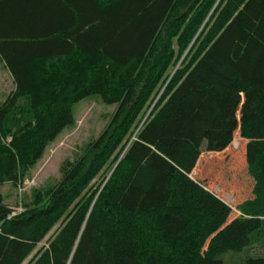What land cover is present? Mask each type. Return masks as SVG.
<instances>
[{"label":"trees","instance_id":"1","mask_svg":"<svg viewBox=\"0 0 264 264\" xmlns=\"http://www.w3.org/2000/svg\"><path fill=\"white\" fill-rule=\"evenodd\" d=\"M0 62L15 85L0 185L26 180L74 105L117 106L46 195L15 213L0 194V264L58 225L28 264H227L252 248L239 264H264V0H0ZM18 113L31 122L11 134Z\"/></svg>","mask_w":264,"mask_h":264},{"label":"rangeland","instance_id":"2","mask_svg":"<svg viewBox=\"0 0 264 264\" xmlns=\"http://www.w3.org/2000/svg\"><path fill=\"white\" fill-rule=\"evenodd\" d=\"M13 91H15L13 78L4 64L0 62V106ZM156 101L150 105L149 112L152 111ZM116 108V105H108L102 98L97 96L89 97L74 105V125L67 127L53 143L47 146L43 157L39 160L37 165L31 169L26 180L18 185H12L11 183L0 185V194L4 198L5 204L12 208L15 213H20L24 210L25 206L33 204L38 195H46V192L61 181V168L64 163L67 161H76L82 156L87 145L96 140L108 125ZM148 114L149 113H147L146 116H148ZM144 121L145 119L143 122ZM30 122L31 118L29 116L18 113L10 118L7 129L9 133L14 134ZM11 140L12 136H9L7 142L9 143ZM236 140L239 141V138ZM241 148L243 150L244 146L241 145ZM232 157H226V163H230V165L237 163L236 166H240L241 169L239 170L244 173L245 164L242 162V159L241 162H239L236 161L238 158ZM110 172L111 170L109 168L94 180L92 183L93 188L98 187L104 180V177L109 175ZM200 173H202L201 169ZM215 174L216 172L212 174V180L214 182L216 181L217 184L220 183L225 186L230 183L231 178L226 175L225 172H222L219 177ZM206 188L213 194H216L214 189L208 185H206ZM231 207L233 213L238 216L239 212L234 206ZM58 228L59 225L38 245L36 251L24 264H28L36 252L42 247H48L50 241L54 239ZM248 256H253V248L238 258L227 256L225 260L227 264H239V260H243Z\"/></svg>","mask_w":264,"mask_h":264}]
</instances>
